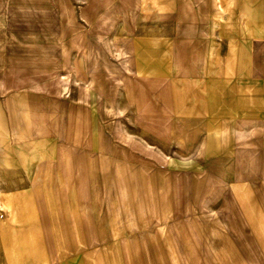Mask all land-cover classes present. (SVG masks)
<instances>
[{
    "label": "rangeland",
    "instance_id": "1",
    "mask_svg": "<svg viewBox=\"0 0 264 264\" xmlns=\"http://www.w3.org/2000/svg\"><path fill=\"white\" fill-rule=\"evenodd\" d=\"M218 2L208 1L209 8L218 9ZM166 16L167 2L163 1L0 0V173H10L0 177V193L37 183L49 249L58 247L50 252L54 264L91 249L94 260L104 264H130L131 257L136 264H264L243 217L236 208H226L231 202L227 191L221 194L224 206L218 208V164L210 170L172 174L165 156L147 146V140L152 141L150 134L164 141L166 136L153 121L150 92L145 87L141 90L135 81L131 42L143 35H155L165 42L177 23ZM178 28L175 36H187L184 40L205 37L197 26L186 32ZM89 102L90 121L96 122L90 128L91 153L100 149L101 132L113 135L115 141L119 130L127 137L130 155L125 180L121 179L127 186L117 183L113 159L103 166L93 190L87 185L80 191L75 183L84 177L73 167L82 161L81 156L61 157L58 136H30L27 109L51 112L59 106L57 112L62 116L65 106L85 111ZM109 105L113 106L110 116L100 109ZM59 124L63 127L62 117ZM3 129L7 138L1 135ZM13 133L16 139L19 133L25 140H15ZM64 144L74 151L82 141L69 137ZM139 146L150 154L137 150ZM26 166L28 176L22 175L21 168ZM130 186L138 193L136 200L127 194V217L120 202L115 206L118 218H106L101 196L107 193L117 199V193L126 192L127 187L133 190ZM73 200L96 204L93 224L78 217L76 225L71 214L62 218L53 214L58 208L72 213ZM1 212L0 219L5 220ZM112 223L125 225L126 232L115 238L108 228L101 232L102 225ZM49 226H65L66 230L55 236ZM261 228L264 231V225ZM126 234L128 250L121 238ZM3 256L0 247V264L6 263Z\"/></svg>",
    "mask_w": 264,
    "mask_h": 264
},
{
    "label": "crops",
    "instance_id": "2",
    "mask_svg": "<svg viewBox=\"0 0 264 264\" xmlns=\"http://www.w3.org/2000/svg\"><path fill=\"white\" fill-rule=\"evenodd\" d=\"M149 1L167 2L166 19L172 17L177 23L165 42L155 35L136 37L131 42L135 81L141 90L145 87L150 92L153 121L158 123L157 128L165 130L166 136L164 141L150 134L152 141L147 140V146L165 156L167 170L172 174H187L198 168L210 170L218 164V208L224 206L221 194L227 191L231 202L226 208L238 210L251 239L256 241L264 256V231L261 228L264 225V0H214L215 3L220 1L218 5L221 7L213 10L208 3L211 0ZM151 12L155 10L151 9ZM195 25L205 35L204 39L190 36L187 41L185 35L175 36V26L186 32L188 28L194 31ZM89 105H84L87 107L85 111L78 110L75 105L65 106L62 116L57 112L59 106L51 112L27 109L30 136L32 139L58 136L62 142L59 146L61 157L81 156L82 161L73 167L84 177L75 183L80 191L87 185L93 190L92 185L98 182L97 176H102L103 166L109 165L113 159L117 183L126 185L121 179L125 180L127 156L130 155L127 137L119 130L117 142L113 135L101 132L100 149L91 153L90 128H94L96 122L90 121ZM100 109L110 116L113 106H100ZM61 117L63 127L59 124ZM1 135L9 136L4 129ZM11 135L15 140L24 139L19 133V139L14 133ZM69 137L79 139L82 145L74 151L67 149L64 141ZM137 150L150 154L142 146ZM25 169L28 170L27 166L21 168L22 175L28 176ZM6 172L0 173V177L10 175ZM37 187L36 183V186L17 187L5 192L33 191L42 234L23 235L24 241L35 243L26 257L30 264H54L50 252H56L58 247L49 249V237L43 222L45 211L39 205ZM130 188L133 190L127 187L126 192L117 193V199H111L107 193L101 196L100 206L106 218L112 215L114 219L118 218L119 210L115 206L120 202L125 205L127 217V194L136 200L138 193L134 186ZM139 195L141 198V191ZM95 205L73 200L72 213L58 208L53 214L60 218L71 214L76 225L81 217L93 224L97 212ZM107 205L111 206L108 210ZM138 216L142 222L140 209ZM103 227L108 228L111 238L126 232L125 225H102L101 232ZM49 229L55 231V236H62L66 227L55 229L49 226ZM121 238L125 250H128V235ZM88 251L71 255L63 264H104L94 260L93 249ZM135 262L136 259L131 257L129 263Z\"/></svg>",
    "mask_w": 264,
    "mask_h": 264
},
{
    "label": "bare ground",
    "instance_id": "3",
    "mask_svg": "<svg viewBox=\"0 0 264 264\" xmlns=\"http://www.w3.org/2000/svg\"><path fill=\"white\" fill-rule=\"evenodd\" d=\"M0 210L6 215L5 220L0 219V247L5 264H30L26 255L35 243L24 241L23 235L39 234L41 229L33 191L2 193Z\"/></svg>",
    "mask_w": 264,
    "mask_h": 264
}]
</instances>
